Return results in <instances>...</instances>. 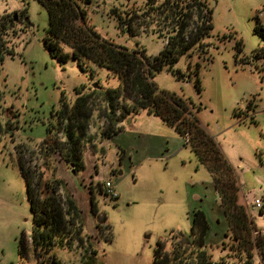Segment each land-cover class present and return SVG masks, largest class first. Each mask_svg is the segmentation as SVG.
I'll list each match as a JSON object with an SVG mask.
<instances>
[{
	"label": "rangeland",
	"instance_id": "obj_1",
	"mask_svg": "<svg viewBox=\"0 0 264 264\" xmlns=\"http://www.w3.org/2000/svg\"><path fill=\"white\" fill-rule=\"evenodd\" d=\"M146 1L90 0L85 8L87 24L102 38L126 47L132 44L129 48L154 57L165 47L167 37L159 38L153 26H146L138 36L129 37L118 29L112 16L114 8L127 6L132 12ZM206 2L212 23L210 36L205 40L209 55L195 52L190 57L182 56L174 66L186 74L194 72L200 62L201 92L197 91L193 72H189V80L179 81L164 69L153 80L160 90L189 98L201 108L195 110L199 124L215 138L240 184L238 203L248 207L256 229L264 230V204L262 212L252 208L253 198L264 203V53L261 54L264 39L257 31V26L264 28V0ZM23 8L22 0H0V17L16 16L7 32L15 33L11 39L13 53L4 57L0 70V264H39L32 248L20 252L21 239L29 236L32 219L18 155L29 172L42 173L43 182L51 178L52 171L63 180L66 191L82 210V235L90 237L89 245L83 248L76 244L71 248H54L42 264H52L50 256H55L61 264H153L157 242L163 241L169 248L170 233H188L192 211H204L205 200L211 201L207 180L202 179L204 183L200 181L196 186L190 180L192 176L205 175V170L199 168L191 149L182 144V159L166 158L158 153L162 159L152 160L135 175L129 173V155L136 153L123 148V155L115 136L101 138L100 133L107 125L106 117L100 116L105 111L104 102H99L89 119L86 138L82 141L84 171L75 172L57 152L39 153L38 145L48 135L47 127L51 141L64 140L62 127L51 115L60 108L62 94L70 108L77 97L76 90L82 85L87 86L86 91L94 83L120 89L118 116L121 107L130 105L136 95L123 92L119 87L121 81L104 69L95 68L91 80L79 70L68 46L61 45L62 51L69 54L65 64L52 58L44 46L48 29L45 9L35 0H27L26 17L32 25L29 27L23 21ZM207 56L208 61L202 62ZM149 116L142 113L139 119H151ZM114 145L119 155L118 160H113L114 166L122 175L100 172L101 180H94L98 167L109 164L105 160V148ZM96 153L98 156L94 158ZM119 160L124 169L118 165ZM106 180L118 184L119 197H106L103 189ZM36 181L37 176L35 184ZM89 187L95 193L98 215L105 218L104 222L90 212ZM199 192H205L202 201L194 197ZM209 226L215 232L222 229L219 223ZM254 260L258 263L259 257L255 255Z\"/></svg>",
	"mask_w": 264,
	"mask_h": 264
},
{
	"label": "trees",
	"instance_id": "obj_2",
	"mask_svg": "<svg viewBox=\"0 0 264 264\" xmlns=\"http://www.w3.org/2000/svg\"><path fill=\"white\" fill-rule=\"evenodd\" d=\"M35 1L45 9L48 16L44 46L52 58L65 64L69 54L62 51V46H68L72 49L71 54L79 70L87 73L91 80L94 78L95 68L104 69L121 81L122 85L119 87L123 88V92L136 95L130 105L121 107L122 111L118 116L116 110L120 89L116 91L96 85L86 91L87 86L82 85L76 90L77 97L70 108L62 94L60 108L52 111L51 115L62 127L64 140L51 141L50 128L47 127L48 135L38 145L39 153L49 155L57 152L61 160L71 165L75 172L84 171L82 141L86 138L89 119L99 102L105 103V111L100 116L107 120V125L100 133L102 140L121 132L122 122L141 111L158 117L181 138L189 136L188 144L184 145L191 149L198 164L210 173L228 221V229L219 244L209 243L207 234L210 226L206 215L203 210L195 209L191 214L188 233L171 232L169 248L167 243L157 242L153 264H264V237L252 235L256 227L251 221L248 207L238 203L241 187L233 167L221 152L215 138L196 118L195 110L199 111L201 108L196 107L189 98L160 90L153 80L164 69L179 81L189 80V72H193L189 71V66L186 74L174 69L179 59L182 56L190 57L195 52L209 55L205 40L210 36L212 23L206 0H147L132 12L127 6L112 10L118 29L129 37L138 36L146 26H153L159 38L167 37L165 47L154 57L142 55L137 49L102 38L87 24L85 8L90 0ZM22 2V16L25 18L27 0ZM15 21L14 16L7 19L0 17V70L4 57L13 53L11 39L15 33L13 31L9 35L7 32ZM257 31L261 32L264 39V28L257 26ZM263 53L264 50L261 54ZM208 59L209 56L202 62H207ZM200 66V62L197 63L193 72L199 93ZM18 160L26 180L32 219L29 236L21 239L20 252L28 247L32 248L38 263L42 264L54 248H71L74 244L83 248L84 245H89L90 237L82 235V210L66 191L63 180L55 177L52 171L51 178L43 182L42 173L29 172L19 155ZM89 202L90 212L104 222L105 218L98 215L95 193L91 187ZM255 255L259 257L258 263H255ZM50 262L61 264L55 256H50Z\"/></svg>",
	"mask_w": 264,
	"mask_h": 264
},
{
	"label": "crops",
	"instance_id": "obj_3",
	"mask_svg": "<svg viewBox=\"0 0 264 264\" xmlns=\"http://www.w3.org/2000/svg\"><path fill=\"white\" fill-rule=\"evenodd\" d=\"M131 46L132 44H130L128 47ZM161 49L162 48H160L158 52ZM142 113L147 114L145 111H141L138 114H134V116L132 115V117H130L127 121L123 123V127L125 126L126 127L123 128L121 132L115 135L116 141L120 143L117 144V146L120 147V150L122 151L123 155L125 154L124 152L125 149L123 148L128 149V151L129 149L131 151H134V154L136 153L135 155L133 154L129 155V160H130L129 173L133 175H135V172H139L141 170V167L145 166L146 164H149L152 160L158 158L162 159V156H157L158 153H159L158 155L161 154L165 155L166 158H172V156H176L179 157V159H182V155H180V153L182 152L181 150L183 146L182 144H184L183 138H181L173 128L166 125L158 117L150 115L149 117L151 119H147V120L139 119V116H141ZM100 144H104V141L101 142ZM114 147H116V145L109 148L108 147L105 148V160H107L109 164L107 163H106L107 165L101 164L98 167V176H95L94 180H101V178L99 177L100 172H103L104 174L107 175L109 174L110 176L112 174H117V176L122 175V172H119L118 168H115L114 166L115 163L113 160L119 159L118 151L116 152ZM96 156H98L97 153L94 155V158ZM118 163H119L118 165L122 166L124 169L122 161L119 160ZM199 168H203V170H205L206 172L205 175H202L198 178L192 176L190 180L191 183L192 181H194L195 186L198 184V182L201 181L200 184H203L205 179L207 180V187H206L207 195L211 199V201H207L206 199L202 207L204 209V213L206 215L209 225H211V223H219L222 225V229L220 232H215L213 230L211 231V227H210L207 234V240L209 243L217 245L224 238V234L228 229V221L224 213L223 207L221 206L220 198L210 173L206 170L205 167L201 165H199ZM87 169L88 167L86 165V170ZM202 179H204V181H202ZM117 185L118 184L114 183V188L116 192H117ZM193 186L194 185H191L192 188ZM199 193H200L199 196L198 194L197 195L193 194V195L199 201H202L203 200L202 193L205 192H199ZM117 197H119L118 192H117ZM204 206L206 207V209L204 208ZM212 233L215 235L214 238L213 236H211Z\"/></svg>",
	"mask_w": 264,
	"mask_h": 264
},
{
	"label": "built area",
	"instance_id": "obj_4",
	"mask_svg": "<svg viewBox=\"0 0 264 264\" xmlns=\"http://www.w3.org/2000/svg\"><path fill=\"white\" fill-rule=\"evenodd\" d=\"M183 141H184V144H188L189 136L184 137ZM103 189H104V192H105V195H106L107 198H111V199L117 198V192H116V190L114 188L113 183L110 180H106V181L103 182ZM263 204L264 203H263L262 199L254 198L253 201H252V208L254 210H262ZM252 235L254 237L259 236V235L264 237V230L255 229L252 232Z\"/></svg>",
	"mask_w": 264,
	"mask_h": 264
},
{
	"label": "water",
	"instance_id": "obj_5",
	"mask_svg": "<svg viewBox=\"0 0 264 264\" xmlns=\"http://www.w3.org/2000/svg\"><path fill=\"white\" fill-rule=\"evenodd\" d=\"M14 17L16 18V16H14ZM23 21H24L29 27L32 26V25L30 24V22H29V20H28L27 17H25ZM93 87H96V84H93Z\"/></svg>",
	"mask_w": 264,
	"mask_h": 264
}]
</instances>
